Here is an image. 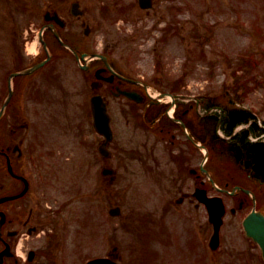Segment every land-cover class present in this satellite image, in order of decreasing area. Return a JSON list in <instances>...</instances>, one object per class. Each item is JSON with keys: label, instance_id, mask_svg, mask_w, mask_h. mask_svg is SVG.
<instances>
[{"label": "rangeland", "instance_id": "374dc122", "mask_svg": "<svg viewBox=\"0 0 264 264\" xmlns=\"http://www.w3.org/2000/svg\"><path fill=\"white\" fill-rule=\"evenodd\" d=\"M75 1L85 10L80 18L70 12ZM55 11L66 20L63 30L70 41L83 50L108 52L122 68L150 82L153 94L181 87L178 91L189 97L186 102L197 98L195 129L206 148L200 147L189 164L213 168L220 183L238 181L256 198L254 207L251 201L237 213L229 210L223 243L211 253L207 210L178 203L193 178L171 162L170 137L136 127L121 112L129 109L126 100L109 93L116 127L112 146L118 150L116 159L100 162L102 138L93 127L92 83L75 57L62 52L48 78L42 72L34 77L46 82L41 99L32 98L33 90L21 99L28 117L33 106L40 118L49 109L63 144L56 146L61 152L51 203L56 209L54 236L39 241L47 243L46 251L32 264H85L110 252L122 264H264L259 245L243 227L250 211L264 209V183L237 162L225 142L236 143V136L249 133L254 141L264 140V0H153L151 8L139 0H0V108L11 71L46 56L39 32ZM33 43L37 52L29 49ZM166 102L171 97L160 101ZM237 108L256 115L252 125L258 135L250 130L251 123L227 134L226 110ZM112 164L117 170L113 177L103 173ZM225 199L229 207L238 206L231 197ZM114 206L122 208L120 216L109 214ZM170 236L178 240L173 247L165 243Z\"/></svg>", "mask_w": 264, "mask_h": 264}, {"label": "flooded vegetation", "instance_id": "af4514ba", "mask_svg": "<svg viewBox=\"0 0 264 264\" xmlns=\"http://www.w3.org/2000/svg\"><path fill=\"white\" fill-rule=\"evenodd\" d=\"M41 60L40 57L37 58V61ZM108 61L109 66L103 58L91 60L93 69L90 68L91 72L85 75V79L89 80L92 86H96L92 93L102 95L108 108L111 101L109 93L111 97L115 94L116 97L124 98L129 109H122L121 112L128 113L136 127L142 125L141 127L149 128L161 138L170 137V145L167 147L173 148L169 155L171 162L179 168V172H189L193 178L192 186L182 192L178 203L204 206L199 202L196 191L202 187L206 189L207 194H214V184L209 178V173L213 176V168L211 170L206 166L203 168L190 165L192 160L196 159L200 148L195 129L197 111L193 109L192 104L184 106L178 98L160 105L151 97L147 80L135 76L120 64L118 66L111 57ZM34 62L35 59L31 64ZM52 67H41L40 71L44 70L43 78L49 77ZM20 76L24 77L16 80L14 95L21 93V97H24L30 95L29 92L33 90L32 98L39 101L44 93L45 79L37 81L31 77L26 78L25 75ZM126 92L136 93L141 100L130 98ZM172 106H175V109H171ZM37 108L38 106L32 107L33 113L30 117L26 115L23 105L17 102H10L3 113L0 109V264H32L39 253L46 251L44 248L47 243L40 245L39 241L43 240L44 243L54 236L51 230L54 227L56 209L51 208V203L55 199V178L60 170V160H56V157L61 151L60 148L56 149V146L59 147L62 143L54 133L49 109H43L46 117L42 115L40 118ZM109 113L114 137L107 144L108 156L99 152L102 157L100 162L103 158L110 162L117 156L118 149L112 146L116 137L115 119L110 111ZM96 134L102 138L98 146L99 151L104 137L97 132ZM182 134L185 135L184 138ZM201 142L206 143L204 140ZM106 168L110 169L112 177L117 172L114 164L106 166L103 172ZM229 186L230 181H226L221 185L222 191H229ZM241 186L242 188L234 193L229 192L232 200L238 203V206L230 207L233 213H237L251 201L253 207L255 205L256 192H249ZM256 203L258 204V199ZM209 224L212 226L210 222ZM177 241V237L170 236L165 242L173 247Z\"/></svg>", "mask_w": 264, "mask_h": 264}, {"label": "water", "instance_id": "95a60500", "mask_svg": "<svg viewBox=\"0 0 264 264\" xmlns=\"http://www.w3.org/2000/svg\"><path fill=\"white\" fill-rule=\"evenodd\" d=\"M139 2L140 5L144 8L152 7V0H139ZM72 13L75 15L83 13V10L79 8L78 2H75L73 4ZM52 18H55L58 21H60V19L58 18V14H55L54 16H51L49 14L48 16H46V19H52ZM92 105H93V112L95 117V127L97 128L98 131H100L107 137V140H110L112 138V130L109 123V117L106 112L105 103L102 101V99L99 96H96L92 99ZM102 150L105 153L104 148ZM209 208L211 212V218L215 222L216 231L214 235V240L216 242L219 239V228L222 223V214L224 213V205L221 199L216 197L214 199L213 198L211 199L209 203ZM111 212L113 214L120 213V207L113 208ZM245 228L249 235L253 236L256 240H258V242L263 248V256H264V212L253 211L245 220ZM88 264H118V263L110 259L102 258V259L92 260L88 262Z\"/></svg>", "mask_w": 264, "mask_h": 264}, {"label": "trees", "instance_id": "16d2710c", "mask_svg": "<svg viewBox=\"0 0 264 264\" xmlns=\"http://www.w3.org/2000/svg\"><path fill=\"white\" fill-rule=\"evenodd\" d=\"M251 118H253L252 114L244 108L226 110L224 117L226 132L232 134L237 124L248 122ZM235 138L236 143L225 141L226 147L254 179L264 183V141H251L248 134H241ZM215 139L219 140L217 137Z\"/></svg>", "mask_w": 264, "mask_h": 264}, {"label": "bare ground", "instance_id": "6f19581e", "mask_svg": "<svg viewBox=\"0 0 264 264\" xmlns=\"http://www.w3.org/2000/svg\"><path fill=\"white\" fill-rule=\"evenodd\" d=\"M29 49H30L31 52H37L36 44L33 43V44L31 45V47H29Z\"/></svg>", "mask_w": 264, "mask_h": 264}]
</instances>
